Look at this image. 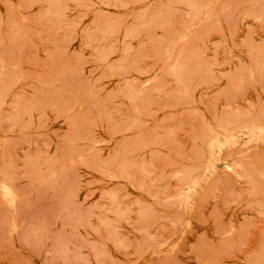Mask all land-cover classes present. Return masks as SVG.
Here are the masks:
<instances>
[{
	"label": "rangeland",
	"instance_id": "374dc122",
	"mask_svg": "<svg viewBox=\"0 0 264 264\" xmlns=\"http://www.w3.org/2000/svg\"><path fill=\"white\" fill-rule=\"evenodd\" d=\"M0 264H264V0H0Z\"/></svg>",
	"mask_w": 264,
	"mask_h": 264
}]
</instances>
